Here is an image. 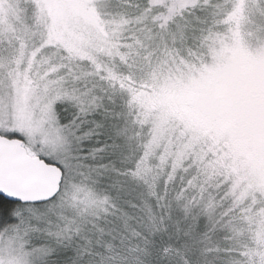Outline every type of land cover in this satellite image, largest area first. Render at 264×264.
Segmentation results:
<instances>
[{"label": "snow or ice", "instance_id": "6c2138e0", "mask_svg": "<svg viewBox=\"0 0 264 264\" xmlns=\"http://www.w3.org/2000/svg\"><path fill=\"white\" fill-rule=\"evenodd\" d=\"M0 264H264V0H0Z\"/></svg>", "mask_w": 264, "mask_h": 264}]
</instances>
